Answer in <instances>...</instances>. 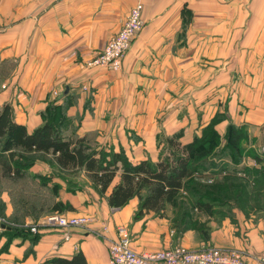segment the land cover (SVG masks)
Listing matches in <instances>:
<instances>
[{"label": "crops", "instance_id": "obj_1", "mask_svg": "<svg viewBox=\"0 0 264 264\" xmlns=\"http://www.w3.org/2000/svg\"><path fill=\"white\" fill-rule=\"evenodd\" d=\"M136 2L142 5V27L120 70L80 68L117 32ZM2 61L15 66L0 75V107L8 104L13 121L26 132L45 121L42 113L49 103L59 102L62 92H73L66 116L78 124V135L94 132L96 144L122 148L132 162L155 161L158 139L180 131L178 140L189 142L223 111L226 118L215 130L223 133L228 121L242 125L249 142L245 149L261 158L257 163L244 155L241 164H264L257 151L264 144V0H0ZM192 112L194 121L187 117ZM252 134L260 137L256 147ZM28 172L48 176L47 187L57 185L51 189L56 195L44 191L51 198L49 211L86 215L90 221L69 229L62 239V229L41 224L47 212L36 218L25 214L24 225L36 223V240L31 245L27 237L6 240L0 227V264H40L77 251L85 264H107V244L119 228L126 229L136 252L213 246L239 251L250 264L264 255V218L240 220L234 209L233 217H224L227 222L205 238L194 229L177 233L167 206L161 214L134 218L136 198L118 208L108 206L111 185L99 193L82 169L72 177L74 190L54 165L36 161ZM19 184L2 185L5 215L12 211L10 192Z\"/></svg>", "mask_w": 264, "mask_h": 264}, {"label": "trees", "instance_id": "obj_2", "mask_svg": "<svg viewBox=\"0 0 264 264\" xmlns=\"http://www.w3.org/2000/svg\"><path fill=\"white\" fill-rule=\"evenodd\" d=\"M14 66L13 61H2L0 75L8 74ZM75 97L73 92H62L59 102L52 101L43 111L45 121L30 132L13 121L8 104L0 107V190L4 183H21L14 192H10L12 211L9 215L4 214L0 201V221L3 220L0 225H3L2 233L7 236L6 240L27 237L31 245L37 235L30 233L23 224V216L32 214L36 218L44 212H56L48 210L51 198L44 191L50 189L49 194L56 195L51 189L56 190L57 185L47 187L48 176L30 175L28 172L36 161L58 167L60 177L68 179L66 184L70 190L77 187L72 177L79 169L99 193L111 185L106 196L110 207H121L136 198L134 218L146 212L161 214L167 205L175 206L178 213L172 217L171 224L177 233L187 229L199 231L206 227L205 223L195 218L191 221V209L203 213L216 212L222 218L231 219L233 210L241 209L245 203L264 202V198L259 200L255 196L264 188V164L258 167L241 164L244 155H252L257 163L261 161L252 149L244 148L247 137L244 127L228 121L223 133L214 128L219 120L226 118L225 112L215 113L200 129L199 135L193 136L189 142L178 140L180 131L158 139L159 154L155 161L142 159L132 162L122 148L114 151L96 144L94 132L78 135V124L72 123L66 116V109ZM75 119L78 121V116ZM224 160L229 161L225 163ZM230 166L234 167L230 169ZM219 173L224 174L223 177L217 178ZM203 174L211 176L212 183L198 182L196 176H205ZM232 178L242 180V184L238 187L231 185L234 182ZM227 190L239 193L233 197L234 200L219 199L217 194ZM181 191L190 193L191 200H177ZM247 193L251 198L245 196ZM215 204L217 209L213 212ZM40 264H85V259L77 251L69 258L51 256Z\"/></svg>", "mask_w": 264, "mask_h": 264}, {"label": "built area", "instance_id": "obj_3", "mask_svg": "<svg viewBox=\"0 0 264 264\" xmlns=\"http://www.w3.org/2000/svg\"><path fill=\"white\" fill-rule=\"evenodd\" d=\"M141 8L140 2L132 5L117 32L108 37L102 48L91 58L79 63V67H101L109 71H119L125 52L142 27ZM258 152L264 157V144ZM89 221L90 217L86 215L57 212L41 217V224L62 229V239H67L69 229L85 227ZM29 231L36 232V223L30 225ZM107 255V264H250L242 258L239 251L213 246L190 249L175 245L148 252H136L130 247L129 235L125 228H119L116 239L108 242ZM255 264H264V255L256 257Z\"/></svg>", "mask_w": 264, "mask_h": 264}, {"label": "rangeland", "instance_id": "obj_4", "mask_svg": "<svg viewBox=\"0 0 264 264\" xmlns=\"http://www.w3.org/2000/svg\"><path fill=\"white\" fill-rule=\"evenodd\" d=\"M188 116H191L192 119H193V121H194V112H192L189 115H187V117ZM188 120H190V119L188 118ZM251 131H250V133H251ZM245 132H246V130H245ZM258 138L260 139L259 136L257 137V136H255L253 134L251 135V142H253L254 143L253 145H255V146H252V147H256V145L259 143L257 141ZM255 141H257V143H255ZM245 143H248L249 144V142H247V141ZM220 145H221V143L218 145V147L216 148V150L219 149V146ZM243 146H244V148L246 147V145H244V144H243ZM162 148H163V146H162ZM162 148H161V152L163 151ZM259 148H260V146H259ZM228 161L229 160H224L225 163H228ZM246 162H247V160L244 161V164L243 165H245ZM219 163H223V160H219ZM230 167H231L230 169H232L234 166H230ZM236 168H239V167H236ZM204 173H207V172H204ZM203 175H205V176L197 175V176H199L198 178L196 176V179H198L197 180L198 182L204 183V184H207V183L210 184V183H212V177L211 176H207L206 174H203ZM223 175L224 174L219 173V175H218L217 178H220L221 176L223 177ZM232 179L234 180V182L231 185H233L235 187H238V185L242 184V180L236 179V178H232ZM222 180L223 179H220V181H222ZM228 180H230V179L228 178ZM259 192L260 193H257L255 196H256L257 199L261 200L262 198H264V188H263L262 191H259ZM237 193H239V192H230L229 190H227L225 193L224 192H221V193H219L217 195H218L219 199H224V200L225 199H231V200H234L233 197ZM246 195H247L248 198H251V197H249L250 196L249 193L245 194V196ZM176 199L177 200H180V201L187 202V201H190L191 200V194L190 193H187L185 191H181V192L178 193ZM261 201L260 202H257V203H255V202H248V203H245L241 207V209H235L234 211H236L237 218L240 219V220H241V217H243V218H249V219H256L258 217L259 218L260 217L261 218H264V202H261ZM216 205L217 204H215L214 206H212V211H213V209H217ZM167 210L173 212L172 213V217L176 216V214L178 213V209L176 210V207L173 206V205H167ZM190 212H191L190 215H192L191 221H195L194 220V218H195L196 221H200L202 223H205L206 227H202L203 229H200L199 230L201 232L203 238H205L206 236H208V233H209L210 230H212L213 228H215L217 226H220L221 224H224V223L227 222L226 219L223 220V218L221 217V214L220 213H216L214 211H213L214 213H203V212H200V211L191 209ZM50 213H52V212H50ZM57 213H60V212H57ZM47 214H49V213H47ZM61 214H63V213H61ZM233 214H234V212H233ZM66 215H72V214H66ZM32 224H28L27 225L28 230H29L30 225H32ZM30 233H32V232H30Z\"/></svg>", "mask_w": 264, "mask_h": 264}, {"label": "water", "instance_id": "obj_5", "mask_svg": "<svg viewBox=\"0 0 264 264\" xmlns=\"http://www.w3.org/2000/svg\"><path fill=\"white\" fill-rule=\"evenodd\" d=\"M0 227H3V225L1 224Z\"/></svg>", "mask_w": 264, "mask_h": 264}]
</instances>
